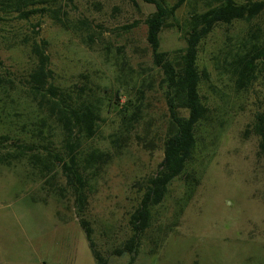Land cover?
I'll list each match as a JSON object with an SVG mask.
<instances>
[{"label":"rangeland","instance_id":"1","mask_svg":"<svg viewBox=\"0 0 264 264\" xmlns=\"http://www.w3.org/2000/svg\"><path fill=\"white\" fill-rule=\"evenodd\" d=\"M215 2L184 0L166 19L159 50L178 56L190 15ZM41 6L48 11L0 22V136L34 143L41 155L48 149L63 152L61 130L48 109L27 97L26 81L36 61L29 45L45 40L51 83L97 100L99 126L91 139L80 138L77 153L97 148L110 159L97 173H84L89 177L84 208L59 163L44 177L27 157L0 164V264H97L81 220L105 264H128L131 256V264H264V159L251 130L255 114L264 112V65L241 91L223 67L229 48L256 37L264 40V12L251 25L243 20L218 24L200 42L197 66L207 78L199 93L207 119L195 128V148L184 173L150 208L149 225L134 253L119 254L133 235L131 214L163 158L170 121L162 72L146 40L144 21L155 8L143 0L35 5ZM137 109L138 120L126 124ZM118 135L124 140L116 150L111 140ZM9 144L0 146V154L18 150Z\"/></svg>","mask_w":264,"mask_h":264},{"label":"trees","instance_id":"2","mask_svg":"<svg viewBox=\"0 0 264 264\" xmlns=\"http://www.w3.org/2000/svg\"><path fill=\"white\" fill-rule=\"evenodd\" d=\"M48 0H0V22L9 17L27 20L37 14H44L48 10L45 6L35 7ZM53 3L55 0H51ZM134 2V0H130ZM153 4L155 10L146 17V40L151 48L153 64L161 69V86L169 112V127L162 142L163 158L158 164L156 172L148 179L146 190L142 195L139 206L131 214L130 225L133 235L119 249L118 253H134L137 238L149 225V210L159 204L167 192L168 185L173 179L181 176L187 163L192 158L195 148V128L207 119L208 107L202 101L199 93L201 81L207 78L205 70H199L197 56L200 42L218 24H231L235 20L247 23L264 12V0H215L200 12H194L188 19L186 45L178 56L171 58L168 52L159 50V33L167 18L174 16L175 11L184 2L176 0L167 5L166 0H143ZM56 12V11H54ZM254 31V30H253ZM37 33V32H36ZM251 41L242 42L237 48H229L227 63L223 66L232 76L236 90H246L258 77L264 65V40L258 37ZM250 41V42H249ZM46 41L33 39L30 52L35 58V66L28 74L27 97L39 107H46L48 115L62 133L61 147L63 152H47L41 155L34 143L19 144L16 139L8 135L0 136V146L14 142L17 151L0 154V164L11 165L14 159H29L35 165L41 177L51 173L57 163L60 164L68 184L73 187L75 198L80 208H84L87 185L85 174L97 173L100 167L110 159V154L97 148L82 154L77 153L80 138L91 139L98 128L100 116L97 100L84 97L51 83L52 72L49 69V56L46 53ZM74 96V97H73ZM180 110L187 112L181 115ZM140 110L130 113L126 124L138 120ZM133 118V119H132ZM252 133L257 137L258 154L264 159V112H257L251 125ZM123 137L112 139L113 147L118 150L123 147ZM28 152H31L28 154ZM85 173V174H84ZM196 182L195 177H191ZM86 240L97 264H105L103 257L94 249L91 240V229L85 220L80 221ZM133 261L130 257L128 264Z\"/></svg>","mask_w":264,"mask_h":264}]
</instances>
